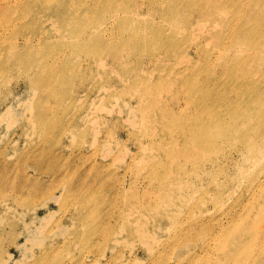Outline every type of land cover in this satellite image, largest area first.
<instances>
[{"label": "rangeland", "instance_id": "374dc122", "mask_svg": "<svg viewBox=\"0 0 264 264\" xmlns=\"http://www.w3.org/2000/svg\"><path fill=\"white\" fill-rule=\"evenodd\" d=\"M0 264H264V0H0Z\"/></svg>", "mask_w": 264, "mask_h": 264}, {"label": "bare ground", "instance_id": "6f19581e", "mask_svg": "<svg viewBox=\"0 0 264 264\" xmlns=\"http://www.w3.org/2000/svg\"><path fill=\"white\" fill-rule=\"evenodd\" d=\"M88 23H89V22H88ZM88 28H89L88 25H87V27L84 26V27L81 29V32H82V33H85V32H86V29H88ZM38 217H39V215H38V210H35V211L33 212L32 216H31V218L29 219L28 223H26L27 221H26V219H24V223H23L24 228L27 229L28 226H29V227H33V228L35 227V229H38L39 227L36 226V223H37ZM44 219H45V218H44ZM27 240H28V239H26V241H27ZM146 249L149 250V248H146Z\"/></svg>", "mask_w": 264, "mask_h": 264}]
</instances>
